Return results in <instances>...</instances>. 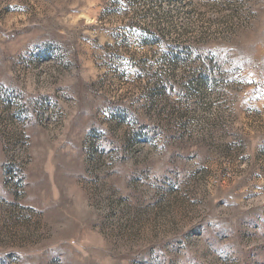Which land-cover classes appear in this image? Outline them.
<instances>
[{
  "label": "rangeland",
  "instance_id": "rangeland-1",
  "mask_svg": "<svg viewBox=\"0 0 264 264\" xmlns=\"http://www.w3.org/2000/svg\"><path fill=\"white\" fill-rule=\"evenodd\" d=\"M0 264H264V0H0Z\"/></svg>",
  "mask_w": 264,
  "mask_h": 264
}]
</instances>
